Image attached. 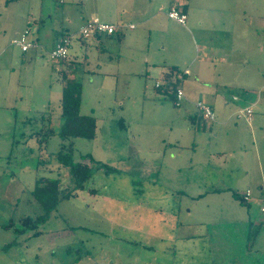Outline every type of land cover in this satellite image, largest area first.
Listing matches in <instances>:
<instances>
[{
  "label": "rangeland",
  "instance_id": "374dc122",
  "mask_svg": "<svg viewBox=\"0 0 264 264\" xmlns=\"http://www.w3.org/2000/svg\"><path fill=\"white\" fill-rule=\"evenodd\" d=\"M162 1V15L145 25L82 38L92 16L116 23L104 16L110 0H0V264H264V88L249 89L248 104L258 99L251 123L231 117L224 125L216 111L224 101L209 121L157 89L170 67L194 71L203 57L193 32L168 17L171 0ZM27 30L41 47L22 51L14 43ZM64 36L71 38L69 64L48 54ZM75 67L80 113L95 117L96 135L65 142L73 143L75 161L90 155L94 173L47 212L35 197L38 177L73 187L68 168L35 165L60 149L62 71ZM211 68H199L208 71L200 86L212 81ZM188 80L199 81L193 72L175 84L187 93ZM211 85L229 102L233 93L247 99L238 87ZM42 115L39 126L56 131L48 143L20 138L23 121L35 125ZM227 188L250 191L248 205L223 192L196 198ZM26 217L39 220L24 224Z\"/></svg>",
  "mask_w": 264,
  "mask_h": 264
},
{
  "label": "crops",
  "instance_id": "0c3cea01",
  "mask_svg": "<svg viewBox=\"0 0 264 264\" xmlns=\"http://www.w3.org/2000/svg\"><path fill=\"white\" fill-rule=\"evenodd\" d=\"M110 2L113 9L110 8L109 14H104V16L110 18L111 21H116L117 24H121L119 25L121 28L115 34L122 33L123 29H135L137 26L135 22L142 25L147 24L150 20L162 15L165 6L162 0H110ZM256 5L258 7L248 9L247 0H171L170 3V8L176 6L183 9L187 14L190 27L183 25L184 28L182 29L193 32L195 44L198 46L199 51L202 50L203 52L202 60H200V64L194 71L189 67L181 69V71L189 70V74L184 75V79L191 77L194 72L199 80L187 81V93L182 88L186 96L185 102L196 107L190 96H199L201 98L197 101L208 103L215 112L218 99L224 101L223 106L216 109L220 114L219 118L221 117L219 122L221 125L226 124L231 117H242L239 116V111L247 107L251 108V104L257 102L258 99L248 104L251 101V98H248L250 96L249 89L264 88V76H261V73H264V13L262 0H259V3L256 0ZM172 21L175 20L172 19ZM176 23L180 24L177 21ZM130 24H134L135 27L130 28L128 26ZM35 38L37 39V36ZM56 43L57 40L56 42L53 41L51 48ZM39 47L41 45L38 43L35 48ZM137 61L140 62V60ZM145 62L148 63L149 61L146 60ZM139 64L137 63V65ZM194 64L195 62H193ZM207 64L212 66V81H208L207 86H200V80L208 76V71L204 74L199 68ZM239 74H243L244 77L241 79ZM211 83L217 84L219 87H238L245 92L247 99L242 101L233 93L231 99L234 102H229L224 96V89L214 88ZM239 102L246 104L240 105ZM233 191L236 190L232 188L214 189L195 194L196 198L203 199L211 193L216 195L223 192L229 193L232 195V199L237 200L233 196ZM238 193L244 194L242 192Z\"/></svg>",
  "mask_w": 264,
  "mask_h": 264
},
{
  "label": "trees",
  "instance_id": "16d2710c",
  "mask_svg": "<svg viewBox=\"0 0 264 264\" xmlns=\"http://www.w3.org/2000/svg\"><path fill=\"white\" fill-rule=\"evenodd\" d=\"M115 34V33H114ZM113 35V34H112ZM107 35V36H112ZM102 34L95 35L94 37L100 38ZM35 48V47H34ZM65 64L70 62L64 60ZM77 68L74 70L62 71V98H61V117L63 120L60 130L57 132L58 135L62 138V144L60 149L56 153H49L47 158H44L42 155L41 158L37 160L35 168L38 169L43 164L49 163H58L66 168H68L70 175L73 178V187L70 190H62L61 183L59 178L53 177H38L36 179L35 186V197L45 206L47 212L52 210L56 205L63 199H68L76 194V191L81 189L84 183L93 175L94 169L92 167L93 159L90 155L82 156L84 161H75L73 154V143L70 141L66 144L65 141H68L71 138L75 137H84L87 139H93L96 135V119L91 115H82L80 113L81 107V94H82V83L77 78L74 77L76 74ZM73 76L71 77V75ZM178 75H181L182 81L184 74L183 71L177 66H172L164 74L163 82H160L159 86L156 85V88L164 92H170L175 98L176 104V92L178 86L175 84V79L178 78ZM158 82V81H157ZM156 82V83H157ZM50 119V118H49ZM47 115H42L40 118L35 120V125L31 124V119L23 121V130L19 131L20 138L25 141L37 137L40 144H47L48 139L56 134V131L53 130L50 126H47L43 130V126H39V122L46 123ZM30 122L31 126L29 123ZM30 127V132L27 133L26 129ZM16 128V126H15ZM14 140V139H13ZM15 141V140H14ZM13 141V143H14ZM21 142L19 139L16 141ZM40 148V147H39ZM34 149L29 148L28 152L32 153ZM89 160V162L87 161ZM104 164H99L97 167L101 168ZM244 195V194H243ZM243 195L239 194L237 191H233V196L239 200L242 204L248 205V201L244 200ZM39 218L33 220L31 217L24 218V224L33 223L35 226Z\"/></svg>",
  "mask_w": 264,
  "mask_h": 264
},
{
  "label": "built area",
  "instance_id": "2783aa9c",
  "mask_svg": "<svg viewBox=\"0 0 264 264\" xmlns=\"http://www.w3.org/2000/svg\"><path fill=\"white\" fill-rule=\"evenodd\" d=\"M168 16L173 20L177 21L182 25H186L187 21V14L183 11V9L173 6L168 11ZM130 28H134V24L128 25ZM121 26L106 22L101 20L97 16L90 17L87 19L80 27L79 33L82 38H88L91 36H95L98 34L102 35H112L116 33ZM29 31L27 30L23 33L20 37L14 40V43L21 47L22 51H27L31 48L37 47V39L36 38H29ZM71 44V38L69 36H64L57 43L49 50L48 54L52 60L60 61L68 58L69 47ZM184 74H189V70L186 69L183 71ZM181 77V75H178ZM182 78V77H181ZM160 82L156 83L159 86ZM186 99L185 93L182 87H178L176 92V105L180 106L182 101ZM197 109L202 113L204 118L208 119L209 121L215 120V112L213 111L212 107L204 102V101H197L195 103ZM239 116L245 117L247 121L251 122L253 117V111L250 107H247L243 110L239 111ZM251 196L250 191H246L243 195L245 201H249ZM261 211L264 212V199L262 205L260 207Z\"/></svg>",
  "mask_w": 264,
  "mask_h": 264
}]
</instances>
